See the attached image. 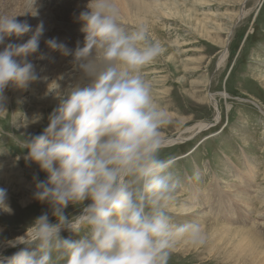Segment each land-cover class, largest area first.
Masks as SVG:
<instances>
[{
	"label": "clouds",
	"instance_id": "1",
	"mask_svg": "<svg viewBox=\"0 0 264 264\" xmlns=\"http://www.w3.org/2000/svg\"><path fill=\"white\" fill-rule=\"evenodd\" d=\"M120 15L117 0H88L78 16L82 42L74 49L45 42L71 56L81 74L59 97L43 131L22 145L26 164L46 173L45 180L34 177L33 199L49 206L55 222L48 212L34 218L8 242L22 247L0 255V264H168L179 244L195 249L205 243L199 224H174L167 212L177 187L174 162L161 155L171 119L143 75L162 48L145 26L124 27ZM16 17L0 16V112L10 86L27 90L41 79L29 57L39 52L43 25L23 44L6 43L32 31ZM69 206L78 213L67 214ZM0 211L13 212L4 188Z\"/></svg>",
	"mask_w": 264,
	"mask_h": 264
},
{
	"label": "rangeland",
	"instance_id": "2",
	"mask_svg": "<svg viewBox=\"0 0 264 264\" xmlns=\"http://www.w3.org/2000/svg\"><path fill=\"white\" fill-rule=\"evenodd\" d=\"M36 1L32 2L43 4ZM153 1L145 0L159 3ZM167 1L184 4L180 14L168 11L166 19L154 18L153 26L138 18L120 17V22L130 30L145 26L150 39L162 48L161 55L143 69V75L152 84L154 102L171 119L163 130L164 138L178 139L174 145L167 144L161 154L173 160L170 172L177 186L167 212L172 223H197L205 234V243L198 248L179 244L168 264H244L250 258L238 255L243 251L238 244L242 235L232 231V236L224 233L222 237L215 226L236 230L263 222L264 0L160 2ZM243 10L245 16H241ZM46 15L34 20L32 32L46 23L41 37L51 30L55 32L50 33L53 39L70 49L84 39L76 21L61 23L55 13ZM222 28H232L231 37ZM13 38L6 43L16 44ZM223 54L227 57L222 62ZM44 55L46 58L39 60L49 63V52ZM36 58L29 60L41 79L27 90L10 86L4 94L6 111L0 112V188L7 190V203L13 210L12 214L0 211V249L3 243L23 235L42 213L48 212L55 222L49 206L33 199L34 177L42 181L46 173L35 163L26 164L23 156L27 150L22 145L27 136L43 131L59 97L75 85L53 81L54 73L48 70L51 66L43 70ZM210 95L218 101V109ZM25 200L28 202L23 205ZM78 211L69 206L66 213ZM255 235L261 238V234ZM62 237L78 238L68 232H62ZM20 247L7 244L0 255L11 256Z\"/></svg>",
	"mask_w": 264,
	"mask_h": 264
},
{
	"label": "bare ground",
	"instance_id": "3",
	"mask_svg": "<svg viewBox=\"0 0 264 264\" xmlns=\"http://www.w3.org/2000/svg\"><path fill=\"white\" fill-rule=\"evenodd\" d=\"M156 1H158L159 3L158 4L149 3V2H145V0H117V4H118V7H119L120 12H121L120 17L126 18L128 20L138 18L140 20L145 21L146 24L153 26L154 18L160 17L163 19L169 15L168 11H172V12L174 11L175 14L176 13L180 14V10L184 6V4L178 3V2H171L170 3L167 1V2L161 3L160 2L161 0H154L153 2H156ZM87 2L88 1H86V0H61L59 3L55 2L57 4L54 3L49 7V6H45L43 4H36V3L34 4V2H32V1L29 2L26 0H0V16H4V15L14 16L15 15V16H17L16 19H18L19 22H27L32 29V27L34 26L33 24L35 22L34 20L43 19V16H45L47 13L48 14L55 13L58 20H60L61 23H64L63 21H65V20L71 21V23L76 21L75 25H76V28L78 29V27H81V24L78 22L79 13L81 11L85 10V5L87 4ZM243 2H245V0ZM14 6L16 8H14ZM35 12H36V15H33ZM183 13H185V12H183ZM246 13L247 12H245V10H243L241 13V16H245ZM136 23H137V21H136ZM45 24L46 23H44L43 26H45ZM75 25H74V28H75ZM68 27H70V26H68ZM222 30L225 31V33L228 36H230L232 34V28H222ZM33 33L34 32L31 31L28 34L21 37L22 42H19L17 40V38H15V37L13 39H15L16 45H20V44L25 43L32 36ZM50 33L54 34L55 32L53 33L50 30L48 33L46 32V34H44V37H41L40 44H39V52L37 54H35L34 56L38 57L41 53L47 54L49 52V57H50V58H48L49 63H45V62L39 60L38 58H36L37 61L40 62L39 64L41 65L42 69L44 70V68L46 69L50 65L51 67H49L48 70H50V72H51L50 74L54 73L53 81L55 80V82H57V83L60 82L64 85H68L69 83H72L76 86L78 83L81 82L80 81V75L81 74L73 67V64L71 63L72 59L69 60L70 56L65 57L60 53L56 54L57 51H53L50 48H48V46L46 45L45 42L47 40L53 39V36ZM81 41H83V39H81ZM224 45H226V42H224ZM224 53L225 54L227 53V49H225ZM225 54H223L221 57L222 62L227 57V56H225ZM72 67H73V69H71ZM51 69H52V71H51ZM45 71H47V70H45ZM225 96H227V95H225ZM209 97L215 103V107L217 106V109H218V101L215 99V97L213 95H210ZM203 127H204V125L199 126V128H203ZM177 140L178 139H172V138L165 139V141H166L165 146L167 144H173L174 145ZM8 184H10V183L8 182ZM29 191L30 190H28L27 192H29ZM27 198L29 199V196ZM11 202H13V201H11ZM27 202H28V200H25L23 202V205L26 204ZM263 202H264V200H263ZM13 207H14V204H13ZM202 215L206 216L207 214H202ZM260 216L263 217L264 213L261 214ZM215 218H217V217L215 216ZM262 219H263L262 224L258 223V224H256L255 227L245 228V229L240 228V229L233 230V228H230V227H225V226L219 227L218 225L215 226V229H217L219 236L225 237V235H226V236L230 237V236H232V231L242 235V236H240V238L238 240V244L243 249V251H241L238 255H242V256H246V257L250 258V261H244V264H250V263L251 264H264V217ZM212 229H214V228H212ZM250 230H253L254 234ZM255 232L261 234L260 235L261 238L258 237L257 235H255ZM0 233H1V231H0ZM224 233H226V234L224 235ZM248 238H250L249 241L247 240ZM221 242H222V240H221ZM224 242H225V244H227L226 239H224ZM7 244L8 243L6 242V243H3L1 245L0 252L3 249V247H5ZM229 254H230V251H229ZM252 258H255V259H253L251 261Z\"/></svg>",
	"mask_w": 264,
	"mask_h": 264
}]
</instances>
